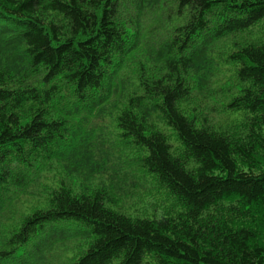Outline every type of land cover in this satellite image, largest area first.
<instances>
[{
    "label": "trees",
    "instance_id": "1",
    "mask_svg": "<svg viewBox=\"0 0 264 264\" xmlns=\"http://www.w3.org/2000/svg\"><path fill=\"white\" fill-rule=\"evenodd\" d=\"M0 264H264V0H0Z\"/></svg>",
    "mask_w": 264,
    "mask_h": 264
},
{
    "label": "rangeland",
    "instance_id": "2",
    "mask_svg": "<svg viewBox=\"0 0 264 264\" xmlns=\"http://www.w3.org/2000/svg\"><path fill=\"white\" fill-rule=\"evenodd\" d=\"M139 182L141 185V189L138 191V194L133 195V196H129L128 198H130L128 201L131 203L129 205V203L125 204V206H121V212L125 213V214H129L131 216H135V215H139V216H152L154 213L160 212L163 205H164V201L163 198L160 196H154L152 194H146L145 189L149 188L152 189L153 186L152 185H148L149 182L146 178V176H141L139 178ZM147 185V186H146ZM126 198V199H128ZM125 199V201H126ZM124 201V202H125ZM150 202H156L158 203V207L154 210L153 208H150L148 203ZM147 210V211H145Z\"/></svg>",
    "mask_w": 264,
    "mask_h": 264
}]
</instances>
